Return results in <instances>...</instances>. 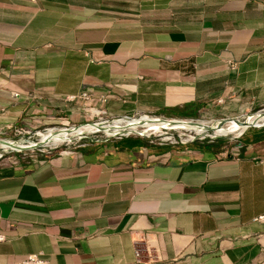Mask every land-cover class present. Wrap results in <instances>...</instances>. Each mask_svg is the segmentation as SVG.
<instances>
[{"label":"crops","instance_id":"crops-1","mask_svg":"<svg viewBox=\"0 0 264 264\" xmlns=\"http://www.w3.org/2000/svg\"><path fill=\"white\" fill-rule=\"evenodd\" d=\"M83 88L109 117L260 110L264 0H0V128L62 121ZM137 138L0 161V264H264V129L229 149Z\"/></svg>","mask_w":264,"mask_h":264},{"label":"water","instance_id":"water-1","mask_svg":"<svg viewBox=\"0 0 264 264\" xmlns=\"http://www.w3.org/2000/svg\"><path fill=\"white\" fill-rule=\"evenodd\" d=\"M264 117V109L257 111L253 114L243 115L236 118H221L210 121L182 119V118H164L160 116L136 115V116H115L105 119L103 121L86 122L72 127H64L54 132L45 131L46 139L35 137L33 140L21 139H0V145H5V149H0V155L6 153H26V152H52L63 146H72L80 141H88L86 143H106L112 140H118L126 137H138L143 140L156 141L165 136H175L174 130L176 125H193L204 131V135L199 137L194 135L186 141H181L180 144H189L195 140L208 142L216 140H236V146H240V138L246 133L247 130H263L264 124H257V121ZM117 120L124 121L123 125L113 124ZM126 122V124H125ZM152 124V125H151ZM229 125L237 127L236 133L230 132L229 135L214 136V132L218 130L227 129ZM86 126H91L94 131L86 132L79 131ZM65 134L75 132L64 140H61L59 133ZM99 134L95 139L91 135ZM58 139L55 142L53 139ZM82 145V144H80ZM77 145V146H80Z\"/></svg>","mask_w":264,"mask_h":264},{"label":"built area","instance_id":"built-area-1","mask_svg":"<svg viewBox=\"0 0 264 264\" xmlns=\"http://www.w3.org/2000/svg\"><path fill=\"white\" fill-rule=\"evenodd\" d=\"M230 67L233 68V64L229 63ZM12 97L14 99H18L21 97L19 93L13 92L11 93ZM34 99L35 94H27V98ZM61 100L64 102V104H73L76 101L82 102L84 104L83 111L91 110L94 112L96 109L91 106V103L94 101L104 103L107 101L106 97L102 94L95 95L93 88H83L81 92L78 95H67L65 97H61ZM263 110V109H262ZM3 111V109H1ZM91 112V113H92ZM105 114L103 111H98V114ZM57 115H59V111L56 112ZM107 118H100L97 121H103ZM47 128L43 130L38 131H32L29 129V127L26 126H20V125H13V126H6L3 128H0V139H12V140H21V139H27V140H33L35 137H38L39 132H45ZM161 145V144H160ZM232 152V151H231ZM49 152H26V153H6L4 155H0V161H4L5 155H8L9 158H7L5 163H17L19 160L25 158L26 156H30L32 154H47ZM71 153L70 149L67 147V149H64L62 151H59V154H69ZM14 154V156L9 155ZM11 156V157H10ZM4 159V160H3ZM254 222H264V216L257 217L254 219ZM6 240L5 235L0 233V244ZM135 254V264H140V255L138 251L134 252ZM20 264H51L50 260L48 259L47 255L44 253H35L28 255L24 260L20 262Z\"/></svg>","mask_w":264,"mask_h":264},{"label":"rangeland","instance_id":"rangeland-1","mask_svg":"<svg viewBox=\"0 0 264 264\" xmlns=\"http://www.w3.org/2000/svg\"><path fill=\"white\" fill-rule=\"evenodd\" d=\"M83 109V108H82ZM264 109V108H262ZM260 109V110H262ZM97 111H100L99 109L96 108ZM260 110H257V111H260ZM97 111H94L92 112L91 110H87V111H79L78 113H75V114H71V116H64V117H59V118H65L64 120H60V119H55L54 121H51L48 125L46 126H43V127H40V128H30L32 131H38V130H43L45 128H63V127H72V126H76V125H79V124H82V123H86V122H93V121H97L99 120L100 118H108L109 116L106 115V114H101ZM257 111H254V112H251L249 114H253ZM92 112V113H91ZM249 114H246V115H249ZM73 115H76V116H73ZM152 116V115H151ZM176 118H182V119H194V120H204V121H209L208 119L206 118H203V117H199V116H185V117H176ZM22 126V125H20ZM249 132V130H247ZM246 131V132H247ZM97 136H99V134H95V135H91V137L93 139H95ZM194 134L192 133H186L185 131H178V132H175V136H168V137H161L159 138L158 140H156L154 142V144H161V145H169V146H177V145H180V142L181 141H186L188 139H190L191 137H193ZM165 138H170L168 140H166ZM241 139V138H240ZM208 139L204 140V141H200V140H195L193 143H196L198 145H202L203 142L207 141ZM224 141H226V143L222 146L224 149L225 148H231L233 145H235L237 143L236 140H229V139H224ZM86 142L88 141H80V142H77L75 144H73L72 146H70V148H74L76 147L77 145H80V144H87ZM193 143H190V144H193ZM63 149H67V148H63ZM60 149H57V151L55 152H58ZM62 150V149H61ZM9 155H12V154H9ZM14 156V154L12 155ZM11 157V156H10ZM7 158H9L8 155H5L4 157V161L7 160Z\"/></svg>","mask_w":264,"mask_h":264},{"label":"bare ground","instance_id":"bare-ground-1","mask_svg":"<svg viewBox=\"0 0 264 264\" xmlns=\"http://www.w3.org/2000/svg\"><path fill=\"white\" fill-rule=\"evenodd\" d=\"M97 111V110H95ZM98 112V111H97ZM113 124L115 125H123L124 124V121L122 120H117L116 122H114ZM126 124V122H125ZM257 124H264V117L257 121ZM152 125V124H151ZM236 129L237 127L235 125H229L228 128L225 130H218L216 132H214V136H224V135H229L230 132H234L236 133ZM49 133L50 132H54V131H57L58 129L57 128H48L46 129ZM174 130H177L176 132L178 131H185L186 133H192L194 135H197L199 137L203 136L204 135V131L198 127H194L193 125H176ZM79 131H86V132H91V131H94V129L91 127V126H86L85 128H83L82 130H79ZM47 133V132H46ZM46 133H43V132H39L38 134V137H40L41 139L45 140L47 137H46ZM75 132H71V133H68V134H65L64 132L62 133H59V136L58 137H61L62 139L61 140H64L65 138L68 139V137L70 135H74ZM166 140L170 139V138H165ZM55 142H58L59 140L56 138V139H53ZM6 146L5 145H0V149H5Z\"/></svg>","mask_w":264,"mask_h":264},{"label":"trees","instance_id":"trees-1","mask_svg":"<svg viewBox=\"0 0 264 264\" xmlns=\"http://www.w3.org/2000/svg\"><path fill=\"white\" fill-rule=\"evenodd\" d=\"M138 141H143L142 139L140 138H137ZM226 143V141L224 140H217L215 142H213V145L214 146H217V148H221L224 144ZM192 145H198L196 143H193ZM203 146H208V145H211V144H208L206 141L202 143ZM96 146V145H94ZM178 147H182L183 145H177ZM185 146H189V145H184Z\"/></svg>","mask_w":264,"mask_h":264},{"label":"clouds","instance_id":"clouds-1","mask_svg":"<svg viewBox=\"0 0 264 264\" xmlns=\"http://www.w3.org/2000/svg\"><path fill=\"white\" fill-rule=\"evenodd\" d=\"M131 116H133V115H131ZM148 116H150V115H148ZM115 117V116H114ZM108 118H112V117H108ZM107 118V119H108ZM64 128V127H63ZM57 129H61V128H57ZM131 137V136H130ZM143 140V139H142ZM145 141H147V142H149V143H151V144H154V142L155 141H149V140H145ZM217 141V140H216ZM207 143H213V142H215V141H213V142H208V141H206ZM193 143V142H192ZM190 144V143H189ZM84 145V144H83ZM180 145H188V144H180ZM80 146H82V145H80ZM76 147H79V146H76ZM63 148H67V146H63V147H60V148H58V149H60L59 151H62V150H64ZM69 149H72V148H70V146L68 147ZM62 149V150H61ZM55 151H57V150H55ZM55 151H52V152H55ZM58 151V152H59ZM52 152H49V153H47V154H50V153H52ZM41 155H45V154H41Z\"/></svg>","mask_w":264,"mask_h":264}]
</instances>
